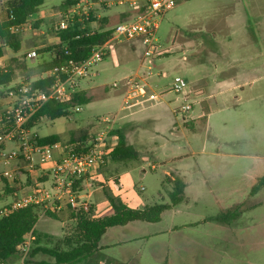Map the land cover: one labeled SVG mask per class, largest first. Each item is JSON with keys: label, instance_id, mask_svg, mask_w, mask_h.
<instances>
[{"label": "rangeland", "instance_id": "374dc122", "mask_svg": "<svg viewBox=\"0 0 264 264\" xmlns=\"http://www.w3.org/2000/svg\"><path fill=\"white\" fill-rule=\"evenodd\" d=\"M66 1L45 0L38 13L20 30L21 50L15 53L6 48L5 56L0 59V68L11 69L13 79L9 86L0 87V118L11 100L12 88L25 84L27 79H37V66L51 59L49 53L40 55L38 51L59 42L56 31L63 19L62 5ZM77 1L81 9L90 11L96 19L88 26L92 32L97 31L100 25L105 30L112 29L115 24L124 20V12H127L125 6L116 4L120 0ZM232 19L234 21L230 22ZM156 39V54L144 60L142 46H137L133 58L127 61H119L113 48L103 62L93 67L97 75L80 82L89 99V102L83 105L82 111L72 109L68 117L54 121L45 118L31 129V135L35 138L58 135L62 143L70 144L71 135L78 129H87L90 135L95 134L102 126L100 118L103 117L115 119L116 129L125 133L128 124L124 121L128 114L139 112L142 117L135 123L140 125L143 133L154 136V140L150 145H137V148L161 153L166 149L167 139H172L168 136V128L172 123L183 126L184 120L189 123V118L194 119L199 135L191 142L192 148L199 152L212 148L218 152L240 154L211 157L199 153L191 160L194 165L205 168L211 165L221 170L207 172V175L211 174L215 180H221L215 182L219 185L199 190L213 191L215 196H220V200H225L226 204L205 201L209 200V197H202L203 201L181 204V212L175 219L176 225L181 226L180 229L161 236V246L158 247L152 244L155 243V238H152V243L144 249V264H264V202L253 204L256 200L249 198L245 203L236 204L245 197L247 190L251 191L250 180L244 179L245 175H250L257 164L263 163L261 160L264 158V116L248 119V123L241 125V129L239 124L231 125L232 129L227 131L224 126L223 99L219 97L207 100L208 109L210 107L215 111L210 118L203 114L202 105L206 102H198L201 97L211 92L212 88L209 87L208 93L203 92L198 87L208 85L200 86L198 80L222 79L219 70L225 67L224 54L234 57L260 54L261 58L255 62L258 67L253 72L254 75L264 76V0H177L175 7L160 20ZM33 51H36L37 57L30 59L28 55ZM214 56L215 60L212 59ZM137 75L144 79L146 97L125 105V79ZM176 76L183 77L189 84L193 111L185 118L179 112L182 100L172 91ZM114 83H118L119 87L115 89ZM259 86L264 89V80ZM257 93L246 87L244 100L251 101L252 96ZM263 93L264 90L258 93L262 95L257 101L264 102ZM230 95L234 100L236 95H240V91ZM181 128L188 135H192L186 128ZM183 146L187 145L183 143ZM13 148L14 145L9 142L5 146L6 151ZM123 166L118 163H106L101 174L88 179L90 187L106 185L107 179L115 174L112 169ZM158 167L157 173L153 175L150 166L146 165L149 176L143 180L139 177L141 170L134 172V182L137 185L135 190L141 194V186L147 188L145 195L155 198L150 203L152 205L163 203L157 198L156 192L161 188L159 179L163 177L164 167L162 164ZM7 169H10V166L0 161V174ZM19 183V194L29 192L34 184L32 177H28L26 172L19 177L17 184ZM167 189L168 184L165 190ZM4 190L5 186L0 185V207L12 203L14 197L10 192L3 194ZM263 199L264 197H260L257 201ZM92 201L101 207L107 202L102 192L93 195ZM220 221L227 224L242 222L246 226L256 224V227L246 231L229 232L218 229ZM168 223L166 219L153 229H165ZM36 229L38 232L53 234L62 232L59 221L42 217ZM46 258L50 257H37Z\"/></svg>", "mask_w": 264, "mask_h": 264}, {"label": "built area", "instance_id": "2783aa9c", "mask_svg": "<svg viewBox=\"0 0 264 264\" xmlns=\"http://www.w3.org/2000/svg\"><path fill=\"white\" fill-rule=\"evenodd\" d=\"M116 4L125 6L127 12L124 13L131 14L130 17L115 24L111 37L104 44L93 47L87 59L83 61L70 59L43 73L41 79L53 78L48 92L32 89L30 83L15 86L10 91L11 100L0 118V161L9 165L10 169L0 174V185L18 187V179L25 172L28 177H32L34 184L25 194L16 191L12 203L0 209V217L35 206L56 213L67 206L84 213H90L93 209L87 201L82 200L80 190L76 188L77 183L101 173L107 149L117 140V136L112 134L116 129V120L100 118L102 126L89 140L70 144L60 142L39 144L31 135V129L27 128V124L49 102L59 104L72 102L76 95L83 91L80 82L97 75L93 67L103 62L115 46L138 41L144 49L143 60L156 54V33L160 20L175 7L177 0H120ZM76 19L88 21L90 11L81 9L79 4L75 5L60 21L59 28L67 29ZM28 56L35 59L37 53L33 51ZM149 70L151 71V67ZM113 87L116 89L119 84L114 83ZM125 87V105L145 99L146 84L138 75L126 78ZM172 91L182 100L179 112L185 118L193 111L189 84L183 77L176 76ZM82 107L77 105L74 109L81 112ZM8 142L14 145L10 151L5 150ZM91 213L97 217L96 209ZM31 240V236L28 235L18 247L23 260L28 257Z\"/></svg>", "mask_w": 264, "mask_h": 264}, {"label": "crops", "instance_id": "0c3cea01", "mask_svg": "<svg viewBox=\"0 0 264 264\" xmlns=\"http://www.w3.org/2000/svg\"><path fill=\"white\" fill-rule=\"evenodd\" d=\"M233 21L234 19H232L230 22ZM137 46H141L140 42L138 41L125 42L115 46L113 51L117 52L116 57L119 61H127L133 58L135 54L134 50ZM260 58V54H252L248 57H234L228 54H224L223 61L225 63V67L224 69L219 70V72H221L222 79L216 78L212 81H204L203 79L198 80L200 86L208 85V88L198 87L203 92L208 93L209 87H212L210 88L211 92H209L211 94H205L206 96L201 97L202 99H200V101L198 100L200 104L202 101H204L207 105V100L219 97L223 99L222 104L223 108L225 109L223 118L224 126L227 131H230L232 129V126L235 124H239L241 129V125L247 124L248 119L264 116V102L257 101L261 98L262 95L258 93H262L264 90L262 86H259V83L264 80V76L258 74L254 75L253 72L258 67L255 64L257 63L256 61H258V59ZM212 59L215 60V56ZM251 74L253 75L251 76ZM246 87H250L251 91L258 92L256 95L252 96L251 101L244 100L243 95L245 93ZM82 90L85 91L84 89ZM235 91H240V95H236L234 97V100H232L231 98L233 97L230 94ZM165 107L167 108V106ZM214 114L215 111L211 110L209 107V114L207 116L210 118ZM140 117L142 116L139 112H130L127 116L126 121H124L125 124H128L127 130L124 133L127 138L128 144L131 145L139 153L140 156L141 163L139 167H115L114 169H112V172L115 173L114 176L107 179V182L105 183L106 185H101L97 188L90 187L88 179L92 178L84 179L81 183L80 188V196L82 197V200L87 201L93 209L97 210V217H102L104 215L111 214L112 212V207L108 202L104 192L105 189L110 191L114 196L120 197L131 208L142 209L146 206L152 205L150 203L154 201L155 198L154 196L150 198L145 195L147 188L141 186V194L137 193V191L135 190L137 188V185L134 182V172L141 170L139 177L143 180L149 176V172L145 168L146 165L150 166L151 173L154 175L159 169L158 166L162 164L164 167L162 169L163 177L159 179L161 188L156 192L157 198L163 203H170V193L173 190L174 181L179 180L184 185L183 201L180 204L166 210L162 220L158 223L132 222L125 226H119L109 229L103 236L101 240V249L95 255V257L78 264H144V259L146 258V254L144 253L146 250L144 251V249L149 247V245L152 243V238H155V243L153 242L152 244L155 247H158L161 246V236H163L165 233H173L180 229L181 226L176 225L175 219L181 212V204H190L193 201H203L202 197H209V200H205L206 198L204 199L209 203L213 202L215 204H226V201H221V197L215 196V193L213 191L202 192L199 190L201 188H207L211 185H214V187L216 185H219L215 182H219L221 180H215L212 176H210L211 174L207 175V172H216L221 170L216 166L211 165H206V168L205 166L203 167L201 165H194L192 164L191 160H193L195 156L199 155V153L210 155L211 157H231L233 155L238 156L240 154L238 152H218V150H213L212 148H206V150L199 152L198 150L192 148L191 142L196 140L197 136L199 135L197 133L198 129L194 124V119L192 118H189L190 125L188 127L184 124L183 126H179L177 123H172V126L168 128V136H170L172 139H167L166 149L164 148L161 153H159V151H149L145 148L144 150H140L139 148H137V145H139V147L143 144L150 145L154 140V136L143 133V130L139 128L140 125L135 123L139 120ZM181 127L189 130L192 135H188V133L182 130ZM183 143H185L187 146H183ZM156 144L157 143L155 142L154 145L156 146ZM261 161L263 163L261 165L257 164L255 169L251 171L250 175H245L244 179L250 180L251 184L249 188L251 189V191L247 190L245 192V197L241 198L238 202H236V204L245 203L249 201V198L253 199V201L256 200L253 202V204L264 202V199L262 201H257L258 198L264 197V158ZM218 177L221 178L220 176ZM113 178H115L114 184L112 181ZM167 184L168 189L165 190ZM17 185H20V183ZM3 186H5L3 194L9 192L8 189H12L8 184ZM132 187H134V189H132ZM17 188L18 187L13 189ZM87 191L90 192L86 193ZM101 192L104 194L107 201L104 207H101L98 203L92 201L93 195H98ZM9 204L10 203H8L7 205ZM3 207H0V209ZM41 217L51 219L45 215H42ZM166 219H168L169 221L167 228L153 229L157 228L158 224H161ZM60 224L62 227L61 233L53 234L48 232H38L37 229L36 232L59 238L64 234V224L61 222ZM255 227L256 224L254 226H246L244 223L242 224V222L227 224L220 221L218 229L235 232L238 230L246 231L249 229H255ZM258 228L260 227L258 226ZM36 262L37 264H39V262L53 264L54 260L52 258H46L37 259ZM6 264H25V261L23 260L19 252V254L11 257L9 261L6 262Z\"/></svg>", "mask_w": 264, "mask_h": 264}, {"label": "trees", "instance_id": "16d2710c", "mask_svg": "<svg viewBox=\"0 0 264 264\" xmlns=\"http://www.w3.org/2000/svg\"><path fill=\"white\" fill-rule=\"evenodd\" d=\"M44 3L45 0H0V59L5 56L7 47L15 53L21 50L20 30L31 21ZM77 4V0H67L62 5L63 18L70 8ZM130 15L124 13L125 17L122 21L127 20ZM94 21L96 19L90 13L88 21H78L76 19L70 23L67 29H60L58 26L56 36L59 42L38 51L40 55L49 53L51 59L37 66L35 71L38 75L37 79H27L26 83H30L32 89L48 92L53 83V78L41 79L43 73L64 64L70 59L83 61L91 55L93 47L104 44L111 37L112 29L105 30L100 25L97 31L92 32L88 26ZM12 79L11 69L0 68V87L9 86ZM88 102L89 99L85 91H81L70 103L49 102L32 117L27 124V128L33 129L45 118L54 121L68 117L74 107L77 105L83 106ZM202 109L204 115L209 114L206 104L202 105ZM183 122L187 127L190 125L186 120ZM112 134L117 136V140L113 146L107 149L101 172L108 162L122 164L125 167L140 164L139 153L128 144L124 133L119 129H115ZM93 135H90L87 129H78L71 135L69 143L87 141ZM36 139L39 144L62 143L58 135ZM83 180L77 183L76 188L78 190H80ZM8 190L13 193L19 189L12 188ZM104 192L112 207V212L102 217H94L91 213L93 209L90 213H84L83 211H75L70 206L58 213L52 210L45 211L43 207L35 206L15 211L6 217H0V264H6L11 257L19 254L18 247L27 235H31L32 240L25 264H37L36 260L39 255L52 258L54 260L53 264H78L92 259L100 251L101 240L109 229L125 226L132 222H160L166 210L183 201L184 185L179 180L174 181L173 190L170 193V203H158L142 209L131 208L120 197L114 196L110 191L105 189ZM42 215L64 224L62 237L57 238L36 232V225ZM39 264L47 263L39 262Z\"/></svg>", "mask_w": 264, "mask_h": 264}]
</instances>
